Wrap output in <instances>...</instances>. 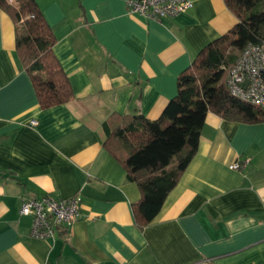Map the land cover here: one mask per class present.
<instances>
[{"label":"crops","instance_id":"0c3cea01","mask_svg":"<svg viewBox=\"0 0 264 264\" xmlns=\"http://www.w3.org/2000/svg\"><path fill=\"white\" fill-rule=\"evenodd\" d=\"M35 1L74 98L40 108L0 8V264H264V123L207 113L196 154L143 229L138 188L103 148L105 122L158 119L179 74L233 28L224 0H190L161 22L128 13L126 0ZM44 195H80L81 210L69 230L37 239L19 206Z\"/></svg>","mask_w":264,"mask_h":264},{"label":"trees","instance_id":"16d2710c","mask_svg":"<svg viewBox=\"0 0 264 264\" xmlns=\"http://www.w3.org/2000/svg\"><path fill=\"white\" fill-rule=\"evenodd\" d=\"M237 23L204 46L178 76V91L156 120L142 114L105 122L103 148L123 167L138 188L131 205L143 229L161 211L169 193L196 154L207 113L241 124L264 123V108L232 97L224 68L248 44L264 42V0H224ZM16 23L15 49L28 72L41 109L73 100L69 80L53 53L55 37L35 0H0Z\"/></svg>","mask_w":264,"mask_h":264},{"label":"built area","instance_id":"2783aa9c","mask_svg":"<svg viewBox=\"0 0 264 264\" xmlns=\"http://www.w3.org/2000/svg\"><path fill=\"white\" fill-rule=\"evenodd\" d=\"M191 8L190 0H126L128 13L156 22L174 18ZM224 71L225 87L232 97L264 108V42L248 44L237 60ZM36 124V121L31 120V126ZM249 161V158L236 161L230 169L240 170ZM80 210V195L68 199L44 195L38 199H23L19 215L31 218L32 237L48 239L54 237L60 228L69 230L80 216Z\"/></svg>","mask_w":264,"mask_h":264}]
</instances>
